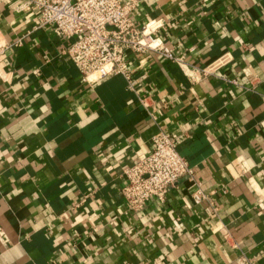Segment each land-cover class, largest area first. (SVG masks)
<instances>
[{
  "label": "crops",
  "instance_id": "obj_1",
  "mask_svg": "<svg viewBox=\"0 0 264 264\" xmlns=\"http://www.w3.org/2000/svg\"><path fill=\"white\" fill-rule=\"evenodd\" d=\"M133 1L134 23L161 19L156 43L182 60L127 51L137 92L83 80L68 40L0 0V264H264V0ZM159 130L206 199L181 180L132 211L123 170Z\"/></svg>",
  "mask_w": 264,
  "mask_h": 264
},
{
  "label": "built area",
  "instance_id": "obj_2",
  "mask_svg": "<svg viewBox=\"0 0 264 264\" xmlns=\"http://www.w3.org/2000/svg\"><path fill=\"white\" fill-rule=\"evenodd\" d=\"M25 3L38 13L34 28L51 26L56 36L68 40L61 54L73 62L83 80L91 74L96 75L94 82L121 75L127 88L137 92L124 56L127 51L132 54L155 51L182 63L181 57L173 56L166 46L156 43V33L163 25L161 19H150L140 26L134 23L130 17L133 0H25ZM7 48L0 46V56ZM231 59V54L225 52L200 72L214 74ZM140 102L146 106L145 97ZM177 144L175 133L159 130L152 137L150 150L138 154L124 168L121 193L130 210H142L150 199L163 200L167 191L181 180L188 182L195 202L206 199L201 182ZM83 201L84 198L72 203L70 209L76 210Z\"/></svg>",
  "mask_w": 264,
  "mask_h": 264
}]
</instances>
